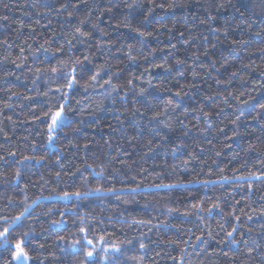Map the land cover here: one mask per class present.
Wrapping results in <instances>:
<instances>
[{
	"label": "trees",
	"instance_id": "16d2710c",
	"mask_svg": "<svg viewBox=\"0 0 264 264\" xmlns=\"http://www.w3.org/2000/svg\"><path fill=\"white\" fill-rule=\"evenodd\" d=\"M218 2L202 23L208 0H0V217L28 208L16 233H30L29 264H93L73 248L80 227L97 248L104 237L123 249L117 264H264V184L249 193L233 179L264 170V119H253L264 103V0ZM77 27L89 35L73 39ZM73 67L69 90L62 74ZM54 104L67 120L50 145ZM217 200L223 215L197 212ZM10 261L0 248V264Z\"/></svg>",
	"mask_w": 264,
	"mask_h": 264
},
{
	"label": "snow or ice",
	"instance_id": "6c2138e0",
	"mask_svg": "<svg viewBox=\"0 0 264 264\" xmlns=\"http://www.w3.org/2000/svg\"><path fill=\"white\" fill-rule=\"evenodd\" d=\"M230 2V0H229ZM47 6V5H46ZM180 5H174V4H169L167 9L165 10H171L174 9L175 7H178ZM131 7V6H130ZM160 8H164V4L158 5ZM225 5L223 3H219L218 0H208V6L205 8V11L208 13L207 16V21H202V23L205 22H212L216 19L214 15H212V9L214 8L216 11H219L220 9H223ZM239 11V9H237ZM71 15V13L69 14ZM243 15V13H241ZM83 24V21L81 22ZM24 25L22 24L21 27ZM77 35L80 37H87L89 33L82 31L81 27L76 28V34H74L73 39L77 38ZM143 35V34H141ZM259 35V33H257ZM69 44H71V41H69ZM43 47V46H41ZM47 51V49H44ZM63 50V46L57 49V52H61ZM23 51V50H22ZM55 55V54H54ZM130 60H133L134 58L129 56ZM87 60V58H85ZM90 63V61H88ZM12 63H15V61H12ZM74 64L79 65L82 63L80 60H75L73 61ZM177 63H180V61H177ZM19 67V65H17ZM37 71H40L39 69ZM51 71L53 73H56L59 71L58 68H52ZM76 71L77 69L75 67L72 68L71 72L68 73H63L62 78L65 79L66 84L65 87L69 90H73L77 86L78 78L76 76ZM182 75V73H181ZM196 74L194 73V76ZM101 76V70H97L90 78L91 83L85 86V89L87 87H94L95 82L100 78ZM35 83V81H34ZM130 83V82H129ZM105 84H108L110 88L107 90L106 94L108 96H111L113 92H116L117 89L112 86V78L109 77L108 80L105 81ZM103 87V85H101ZM56 91H60V89H57ZM48 93H45L47 95ZM140 95H143V91L140 93ZM177 97H181V93L177 92L175 94ZM64 97L66 99L67 93H64ZM250 99H255V97H251ZM245 105L249 104V101H243ZM168 104H172V100L168 101ZM259 107L261 109V112H258L256 117H253V119H264V103H260ZM251 111H255V105H252ZM136 112H139V109H136L133 112V115L136 114ZM161 114H157V116H154L152 119L156 120L158 119V116ZM245 115L243 110H240V114L236 116L235 120L232 121L233 124H236L238 121L241 120V117ZM205 119L208 118L209 114L205 113L204 114ZM44 117L47 123V137H48V143L51 145L54 142L55 134L58 130L64 126L65 121L67 120V114L65 112V104H54L51 107L48 108V110L44 113ZM10 119V118H9ZM163 127L168 129L169 132H171L173 129L169 124H163ZM159 135V133H157ZM151 143V141L149 142ZM10 155H14V153H10ZM219 155V154H217ZM35 159L34 157H24L23 160H20V164H25L28 161ZM43 159V157L41 158ZM20 175V170L19 168L16 171V176L19 177ZM59 173H57V176L59 177ZM223 180L227 181L229 178L228 177H222ZM233 179L237 182V186H241L240 182L243 181L245 183H249L251 181H259L261 184H264V170L260 171L259 175L255 173H249V175L244 176H237L233 177ZM189 183H192V181H189ZM205 185L209 183H215L214 181H204L203 182ZM155 187H167V188H176L179 187L177 184H172V185H155ZM94 192H101L102 189L100 187H97L93 190ZM106 193H115L117 190L114 188L106 189L103 190ZM131 191L135 192L136 189H131ZM249 193L253 191L251 184L249 183V188H248ZM90 196L89 192H80V191H75V192H69L65 191L63 192L62 198L63 199H70L72 197H75L77 200L80 199H87ZM264 198V197H262ZM35 203V202H34ZM30 207V206H29ZM171 211V210H169ZM207 211L208 216L211 217L214 211H218L221 215H223V209H221V203L219 200H217L216 203L212 204L211 207L205 209L201 206H197V212H204ZM235 207L233 206V211L230 213L233 219L237 221L236 225H233L232 231L226 233L227 238H231L229 240L230 243H238L236 241L234 233L237 232L238 230V225L240 222V216L235 215ZM240 211L243 213V209H240ZM28 212V208H25L24 211H22L19 215L15 216L12 218L11 223H8V217H0V248H5L6 250L11 252V261L10 264H29V261L31 259L29 252L27 250L28 248V241L30 239V233L29 232H23V233H16V228L21 226L18 225V221H21L22 218L25 216V213ZM264 215V212L261 213ZM248 219L251 220L252 217L248 216ZM54 224H60L62 221H53ZM83 223V221H82ZM219 223V222H218ZM223 224H220V227L223 228ZM79 232L82 233L83 235L80 237V239H77L75 243L73 244V248L76 249V245H81V247L84 248V255L86 261L92 260L93 264H101V262L97 259L98 254L100 252L104 253V258L102 264H117V261L121 255H123V249H121L119 246H116L113 244L111 247H104L103 245L105 244L104 237H100L98 243L102 245V247L97 248L96 244L92 239L88 238V232L89 229L86 227H80ZM209 238H212L211 233L209 232ZM61 239H63L61 237ZM197 240H200L202 243H207V241L202 240L201 237H197ZM128 243H131V241H128ZM139 247L141 250L146 248V245L143 241L140 242ZM78 251V249H76ZM183 251V250H182ZM133 259H137L136 257H133ZM142 257L137 259V264H141L142 262Z\"/></svg>",
	"mask_w": 264,
	"mask_h": 264
}]
</instances>
